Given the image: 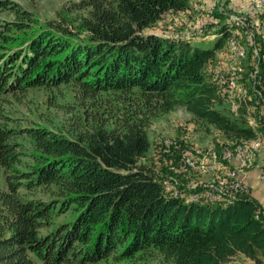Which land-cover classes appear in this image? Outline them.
<instances>
[{
    "label": "trees",
    "instance_id": "1",
    "mask_svg": "<svg viewBox=\"0 0 264 264\" xmlns=\"http://www.w3.org/2000/svg\"><path fill=\"white\" fill-rule=\"evenodd\" d=\"M190 2L76 0L46 25L35 26L19 7L12 9L20 20H0L7 44L0 49V264H222L238 252L255 264L264 259V220L252 199L222 205L166 196L142 160L148 127L178 105L229 138L254 136L243 115L220 107L204 72L226 33L204 48L145 32ZM69 81L84 104L70 132L11 124L4 92ZM36 189L48 197L33 196ZM60 214L67 215L56 221Z\"/></svg>",
    "mask_w": 264,
    "mask_h": 264
},
{
    "label": "rangeland",
    "instance_id": "2",
    "mask_svg": "<svg viewBox=\"0 0 264 264\" xmlns=\"http://www.w3.org/2000/svg\"><path fill=\"white\" fill-rule=\"evenodd\" d=\"M8 1V9L3 8V5L2 7L0 6V20H20L22 16L12 9L13 7H19L22 10L30 12L32 16L38 19V23L34 24L36 26L46 25L50 19H56L58 17V10L62 6L76 0ZM202 2L203 0H191L190 8L188 10L164 13L154 25L147 27L145 32H154L172 38L189 40L192 41V43L204 48L212 47L214 43L222 37L216 33H221V31L226 29L224 23L227 21L230 22V19L226 18V13L230 16L237 15L241 17L242 15L241 13H235L233 9L229 7V2H227V0H224V2L220 0H207L205 7L202 5ZM204 15L210 18V26L206 28V31L195 32L191 30L193 25L194 30H202L205 28L206 18ZM25 21H27V19ZM237 21L238 20L236 18L233 19L234 23ZM251 22L252 20L247 21V23H249L247 26L252 28V24H250ZM236 28H232L230 32L227 31L229 35L227 34L223 47L217 51L215 59L211 60L209 62L210 64L208 63L209 72L207 77L209 78L210 75L209 79L215 86L216 84L213 81L214 78H216L215 76H218L221 72H223L227 65H231L229 55L233 53L230 51L233 46L232 43L235 44L241 41L240 38H231L232 40L228 39L230 36L239 37V34L236 32ZM4 29V25L2 26V24H0V34L2 31H5ZM11 32L17 35L18 40L20 37H25V35H18L21 34L19 31L13 30ZM257 38L260 46H262L259 48L258 53H251L252 44H246V52H248L244 58H240V61L242 62V65L244 64L243 66L245 68L244 74H246V76L244 77V80L245 78L251 77V70L256 62L255 58L257 56L262 58L264 53V34L263 36H257ZM14 39H16V36ZM4 42H6L5 37H1L0 35V44ZM6 46V43H4V46L0 45V49H3V47ZM244 61L246 63H243ZM248 86L249 85L246 82V84H243L242 88L236 86L232 91H227L224 94L226 98H221L220 107L223 106L225 110L230 109L234 114H241L242 108H244L243 116L251 117L253 125L248 120L245 119V121L253 128L254 136H257L255 131L258 132L261 131V128L264 129V127H261L260 123V121L263 122L262 97L259 104L260 107L257 106L253 108L251 105L248 106L246 104L248 98L245 97L246 94L244 92V87L246 89ZM1 97H5L3 100L5 113L15 117V119L11 121V124L14 125L16 123H20L22 125L39 123L50 128L62 129L63 131L70 132L72 128L77 126L75 122L77 119L76 117L82 115L81 113L84 110V104L80 98L78 84H75L73 81L63 82L57 85H36L29 87L24 92H4ZM249 100L252 102L255 101L254 99ZM259 127L261 128L258 129ZM148 135L150 139V147L142 160L148 162L153 167L155 176L158 177V179L162 182V185L165 187L166 196L178 197L180 199H184L186 202L218 203L222 205L239 197L250 198L249 195H243L235 196V198L232 199L231 194H223V200L204 199L201 194L196 193V187L204 186V180L213 179L215 168L207 167L204 168L206 169L205 171L200 168L203 166L204 158L212 156L214 148L216 150H220L223 145L234 146L235 143L244 142L247 146L249 141L252 140L246 141L245 138L241 140L229 138L223 131L213 124L205 123L196 118L182 105H178L175 109L156 118L148 127ZM17 139L26 146H32V140L28 135H18ZM164 141H168L170 144L168 162H166L165 156H161L167 155V146H161ZM184 148H190V159L193 160L191 163L183 165L181 173L178 162H180L181 154L184 153ZM255 153L257 157L258 150H256ZM256 157L254 156L252 158L250 165L254 164ZM22 160L29 162L30 158L28 156H23ZM232 165L233 159L228 161L222 160L220 168H227ZM20 166L25 167L24 165ZM160 172L163 174L162 176H176L178 180H171V187H173V190L182 191L183 193L170 192L168 179L161 177ZM31 194L35 197L45 198L48 197L49 192L36 189L32 191ZM66 213L69 214L70 211ZM67 214L54 215V219L56 221H60L64 219ZM255 218L264 220L262 207L260 205L256 210ZM46 229L47 228H43L42 232ZM36 264L41 263L37 262ZM152 264L157 263L156 261H153Z\"/></svg>",
    "mask_w": 264,
    "mask_h": 264
},
{
    "label": "built area",
    "instance_id": "3",
    "mask_svg": "<svg viewBox=\"0 0 264 264\" xmlns=\"http://www.w3.org/2000/svg\"><path fill=\"white\" fill-rule=\"evenodd\" d=\"M222 1V0H220ZM205 0H203V3ZM231 4H237L242 8H246V12L257 15L258 22L264 25V1L263 0H231ZM206 26L202 30H194V25L191 30L193 31H206V27L210 25V18L206 15ZM226 18L229 17L228 13H226ZM247 29L250 30V26H246ZM250 35L252 38V46L251 53H257L256 42L257 37L250 31ZM233 57L230 60L231 64V74L234 67V59L237 58L238 49L237 46H234ZM223 81V85L226 79H221ZM252 83H256L259 87L262 102H263V125H264V78H260L258 74V69H252L251 74ZM244 97V96H243ZM247 105H249V99H247ZM242 108V115H243ZM251 124V117H244ZM252 137L259 136H246V140H252ZM162 144L167 146V155H161L166 157V162H168V154H169V146L168 141H164ZM251 149H258V153L264 149V141H259V144H255V147H245L244 143H235L234 146H222L220 150H216L214 148L213 154L209 158H204L203 166L200 169H204L207 167H215V174L213 175V179L204 180V186L196 187V193L201 194L203 197L208 198H218L222 199V194H231V196H235V194H243L249 195L250 187L248 183L245 181V172L251 166L249 165V151ZM190 148H184V153L181 154L179 168L180 171L183 168V164L191 162L193 159H189ZM224 154H232L233 155V165L227 168H220V160ZM162 170V169H161ZM160 171V170H159ZM161 173V172H160ZM263 176V174H262ZM167 178L169 183V191L170 192H181L175 191L171 188V180H177L176 176H162ZM180 181V180H179ZM262 207V215L264 217V207Z\"/></svg>",
    "mask_w": 264,
    "mask_h": 264
},
{
    "label": "bare ground",
    "instance_id": "4",
    "mask_svg": "<svg viewBox=\"0 0 264 264\" xmlns=\"http://www.w3.org/2000/svg\"><path fill=\"white\" fill-rule=\"evenodd\" d=\"M206 1L207 0H205V2L203 4L204 7H205V4H206ZM230 1L231 0H227V2H229V7H231L235 13H241L242 16L241 17L240 16H237V15H231L230 16L228 14L229 17H232V18H228V19H230V22L227 21V22L224 23V26H226V29H224L223 31H221V33H216V34L217 35L219 34L220 36H223L224 33H226V34L229 35L228 32H230L232 28L235 29L237 27L236 28V32L239 34V37H234V36H230L229 37L228 36L229 37L228 39H231V38H240L241 39L240 42L239 41H236V42H239V43H235V44L232 43L233 46L230 49V51L233 52L232 49H234V46L235 45L237 46V49H238L237 58L234 59V67H235V70H233V72L231 74V65H229V66L227 65V67L224 68L223 72H221L218 76H215L216 78H214L213 81L215 82V84L217 86L218 94H219V96L221 98H226L224 96V94L227 91H232L234 89V87H236V86H239V87L242 88L243 87V84H246V82H247L249 86L246 87V89L244 87V92L246 94L245 97H247L248 99H254L255 100L254 102H252L251 100H249L250 102H252L251 106L253 108H255V107L259 106V104H260L261 93H260V90H259L258 85L256 83H252L251 77L250 78H245V80H244V77L246 76V74H244L245 68L243 66L244 64L242 65V62L240 61V58L241 57L244 58L245 55L248 52V51L246 52V46L245 45L246 44L247 45L248 44H252V38H251V35H250V31L254 34L255 37L260 36V35L263 36V34H264V25L258 22L257 15L252 14V13H249V12H246V8H242V7H240L237 4H231ZM222 2H224V0H222ZM234 18H236L238 20L235 23L233 22V19ZM240 19L242 20V22H241ZM251 20H252V22L250 24H252V28L250 27V30H249V29L246 28L247 24H249V23H247V21H251ZM195 32H198V31H195ZM258 38H257V42H256L257 53H258L259 48L262 47V46H260V43L258 42ZM229 57H230V60H231L232 57H233V53H231L229 55ZM255 60H256V62H255V65L252 67V69H258L259 77L260 78H264V53L262 55V58H259L257 56L255 58ZM243 63H246V62L244 61ZM251 73H252V70H251ZM220 77H221V79H226L225 82H224V85H223V81L220 80ZM244 86H246V85H244ZM250 102H249V105H250ZM260 120H261V117H260ZM251 122H252V119H251ZM260 123H261V127H264L263 122L260 121ZM252 125H253V123H252ZM261 127H259L258 129H260ZM255 132L257 133V136H259V137H252V141H249V144L247 146H246V143H245V147H255V144H259V141H263L264 140V129L261 128V131H258V132L255 131ZM161 146H166V145L163 144ZM256 150H258V149H251L249 151V165H250V161L252 160V158L254 156L256 157V155H255L256 154L255 153ZM190 153H191V150L189 152V159H190ZM169 154H170V146H169ZM222 157H223V159H222ZM222 157H221V160H220V164H221V161L222 160L223 161H225V160L228 161V160L232 159L233 158V155L232 154H224ZM191 162H189V163H191ZM186 164L187 163H185L183 165H186ZM210 168H215V167H210ZM182 169H181V173H182ZM202 170L205 171L206 169H202ZM176 179L178 180V178H176ZM171 188L173 189V187H171ZM176 194H178V193H176ZM235 196H243V194H235ZM235 196H232V199L235 198ZM204 199L223 200V194H222V199H218V198H208V197H204ZM226 200H228V199H226ZM226 203H228V202H226Z\"/></svg>",
    "mask_w": 264,
    "mask_h": 264
},
{
    "label": "crops",
    "instance_id": "5",
    "mask_svg": "<svg viewBox=\"0 0 264 264\" xmlns=\"http://www.w3.org/2000/svg\"><path fill=\"white\" fill-rule=\"evenodd\" d=\"M209 64H207L204 69L206 75L209 72ZM244 178L250 187V194H249L250 199H252L258 205L264 207V149H262L258 153L254 161V164L251 165L246 170ZM222 264H255V263L251 257L245 255L244 253L238 252L235 256H233L232 259L224 261ZM260 264H264V259L260 260Z\"/></svg>",
    "mask_w": 264,
    "mask_h": 264
}]
</instances>
